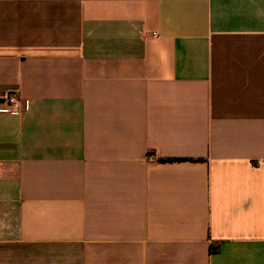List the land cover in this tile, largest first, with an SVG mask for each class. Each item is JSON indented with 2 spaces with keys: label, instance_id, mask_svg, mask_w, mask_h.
<instances>
[{
  "label": "crops",
  "instance_id": "crops-1",
  "mask_svg": "<svg viewBox=\"0 0 264 264\" xmlns=\"http://www.w3.org/2000/svg\"><path fill=\"white\" fill-rule=\"evenodd\" d=\"M0 264H264V0H0Z\"/></svg>",
  "mask_w": 264,
  "mask_h": 264
},
{
  "label": "built area",
  "instance_id": "built-area-1",
  "mask_svg": "<svg viewBox=\"0 0 264 264\" xmlns=\"http://www.w3.org/2000/svg\"><path fill=\"white\" fill-rule=\"evenodd\" d=\"M3 99L7 102V109L2 112L18 113L21 111L23 104L20 101L18 94L14 90L7 91L3 94Z\"/></svg>",
  "mask_w": 264,
  "mask_h": 264
},
{
  "label": "trees",
  "instance_id": "trees-1",
  "mask_svg": "<svg viewBox=\"0 0 264 264\" xmlns=\"http://www.w3.org/2000/svg\"><path fill=\"white\" fill-rule=\"evenodd\" d=\"M212 248H213L214 250H217L218 247H217V246H212Z\"/></svg>",
  "mask_w": 264,
  "mask_h": 264
}]
</instances>
